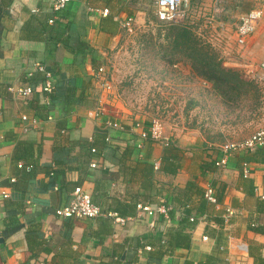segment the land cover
I'll use <instances>...</instances> for the list:
<instances>
[{"label": "crops", "instance_id": "crops-1", "mask_svg": "<svg viewBox=\"0 0 264 264\" xmlns=\"http://www.w3.org/2000/svg\"><path fill=\"white\" fill-rule=\"evenodd\" d=\"M140 3L72 0L66 10L54 12V0H0V177L11 193L0 203V264H30L33 252L44 264H264V147L258 153L234 154L227 166L217 167V146L205 139L177 142L169 136L172 145L144 141L138 147L133 122L120 117V110L101 106L96 79L101 64L94 52L102 53L112 38L115 43L123 32L121 22L138 19ZM253 4L252 9L264 12L263 0ZM104 9L108 16L102 15ZM62 20L67 28L60 27ZM51 37L59 38L49 57ZM249 40L254 46L264 41V15ZM40 65L54 74L55 104L40 87L28 101L8 90L26 86L24 80L40 72ZM97 108L103 120L120 122L123 133L102 131L93 117ZM104 134L128 141L134 147L131 161L120 167L109 147L91 154L86 143ZM95 160L100 164L92 169ZM156 160L162 168L152 172L146 190L141 176L129 172L132 161L141 169L142 163ZM244 163L251 171L248 177ZM189 182L202 195L186 192ZM208 186L214 188L217 204L206 200ZM77 187L107 214H117L119 207L132 209L123 216L128 221L117 225L108 215H56ZM145 205L172 209L150 216L140 211ZM227 208L234 213L228 221ZM192 216L197 220L191 222ZM34 229L39 245L32 250L28 236Z\"/></svg>", "mask_w": 264, "mask_h": 264}, {"label": "rangeland", "instance_id": "rangeland-1", "mask_svg": "<svg viewBox=\"0 0 264 264\" xmlns=\"http://www.w3.org/2000/svg\"><path fill=\"white\" fill-rule=\"evenodd\" d=\"M253 2L193 0L183 18L164 24L155 0H141L133 29L94 52L110 77L111 89L100 86L101 106L131 122L158 119L177 142L219 146L264 129V80L257 77L264 41L241 45L236 34ZM177 37L188 51L176 47ZM196 58L204 69L192 64Z\"/></svg>", "mask_w": 264, "mask_h": 264}, {"label": "built area", "instance_id": "built-area-1", "mask_svg": "<svg viewBox=\"0 0 264 264\" xmlns=\"http://www.w3.org/2000/svg\"><path fill=\"white\" fill-rule=\"evenodd\" d=\"M72 0H54L53 11L59 12L67 9V6ZM193 0H155L156 5V17L157 19L164 24H173L178 22L181 18L184 17L185 12ZM264 1V0H263ZM103 16L109 15V10L104 9L102 11ZM264 12L262 9H253L245 14L237 26L236 34L239 44L244 45L247 40L254 34L258 23L262 20ZM119 21V20H118ZM54 19L50 20L52 24ZM135 21L134 18L128 17L125 21L121 22V26L124 30L131 31L133 29ZM261 71L257 74L258 78L264 80V62L260 66ZM38 71L45 75L46 85L45 92L51 93L54 90L53 78L54 74L51 70L47 69L45 66H38ZM96 79L99 82V85L103 88L111 89L110 77L103 65H101L96 71ZM8 90L14 95L26 99L32 94V89L29 86L17 87L9 86ZM93 117L102 131L108 130H119L124 131L123 126L120 122L114 120H103V114L100 108H97L93 112ZM22 120L26 121L28 118L22 116ZM163 123L155 119L150 122L149 125L144 124L143 122L137 121L133 122L132 132L135 130L138 131V147H141V142L152 141L154 143H159L162 145H172L173 141L169 136H167ZM107 140L110 141V137H107ZM264 147V129L254 132L251 136L240 140V141H230L224 144L217 146V152L219 157L216 161L217 167H225L228 164V158L234 154L240 152H252L258 148ZM92 153L96 154V149H92ZM23 165L19 164V168ZM154 170L159 171L161 169V162L156 160L153 162ZM92 169L99 167L97 160L90 163ZM243 173L248 177L251 173L249 165L244 163ZM15 182V179L12 180ZM57 189V187H55ZM10 191L3 185L2 178L0 177V203L2 200L10 198ZM206 200L211 204H217L218 200L215 194V190L212 186H208L204 194ZM261 198L264 199V193L261 194ZM171 206H156L152 207L150 205L140 206V211L146 213L150 216L154 215V212H160L163 215H167L168 211L171 210ZM233 210L231 208L226 209L225 220L233 215ZM56 215L61 218H77V219H94L101 216H111L114 219L115 224L123 225L128 219L119 216L118 214L105 213L100 206L94 203L93 197L90 193L84 191L81 187H77L71 194V199L69 203L59 208L56 211ZM189 220L194 222L197 220L195 217H190ZM203 240H208L207 237H203ZM146 250H151V247H146ZM42 264V263H41Z\"/></svg>", "mask_w": 264, "mask_h": 264}, {"label": "trees", "instance_id": "trees-1", "mask_svg": "<svg viewBox=\"0 0 264 264\" xmlns=\"http://www.w3.org/2000/svg\"><path fill=\"white\" fill-rule=\"evenodd\" d=\"M59 24H60V27L65 26L67 28V24L65 25L63 20ZM51 31H52V28H51L50 32ZM54 34L57 35V32H55ZM58 38L55 39L54 37H51V38H48V40H47V43L54 40L53 46L48 44V56L49 57L53 55V52L58 45ZM175 42H176L177 48H181V46L185 45L186 47H185L184 51L189 50L188 46L186 45L187 40L185 39V37H177ZM194 61L195 62L192 63L193 65H196V63H199L201 65V67L204 69V64H201V62H202L201 58H196ZM205 66H207V65H205ZM207 67L209 68V66H207ZM209 69L211 70L212 68H209ZM24 81L26 82V86H29L32 89V92L40 87L42 93L49 95L51 102L53 104H55L57 101H59L57 94L55 93V90H53L49 94L45 92L46 80H45V75L43 73L41 74L40 72H36V74L35 73L31 74V75L27 76V78ZM28 98L23 99V100L28 101ZM107 137H108V134H104V136L101 137L100 139H97L94 137L92 142H87L86 144L89 147L90 153L93 154L92 149H96V151H97L96 154H99V153H101V151L103 149H106L107 147H109L111 149V152H110L111 156L119 163L120 167H123L129 161H131V159L133 158L132 156H133V152H134V147L132 145H130V143L128 141L123 142V139L121 136H119L118 138H111L110 137V141L107 140ZM120 143H122V144H120ZM260 149L261 148L256 149L255 152L258 153L260 151ZM18 159H20V157ZM165 161L167 163V160H164V162ZM132 163H133L134 167H132L131 169L129 168L130 169L129 172L131 173L132 176H138L139 177V175H140L142 180H143L142 188L148 190L150 187L149 179H150V176L152 175V172L154 171V166L150 163L144 162V163H142V168L138 169V165H140V164L138 162L135 163L134 161H132ZM130 166H132V165L130 164L129 167ZM27 168H29V170L32 169L31 166H29V167L22 166L21 167V169H27ZM161 168H162V165H161ZM168 171L175 172V169L169 168ZM185 191L186 192H194L198 195H202L201 189L198 186H196L195 184H193V182H189L187 184ZM116 212L118 215L125 217V216H128L129 214H132V209L119 207V208H117ZM32 232H33V234H30L28 236V238L32 237V241L34 242L32 245V250H34L36 248V246L39 245V242H38L39 232L36 229H34ZM39 257H40V254L35 255V253L33 252L28 261L30 264H41V263L44 264L43 261L42 262L40 261Z\"/></svg>", "mask_w": 264, "mask_h": 264}]
</instances>
